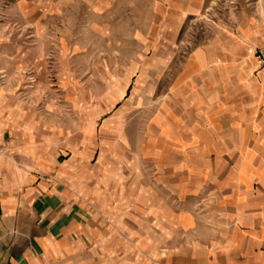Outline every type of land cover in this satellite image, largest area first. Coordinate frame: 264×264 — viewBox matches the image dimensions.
Masks as SVG:
<instances>
[{"label": "rangeland", "instance_id": "1", "mask_svg": "<svg viewBox=\"0 0 264 264\" xmlns=\"http://www.w3.org/2000/svg\"><path fill=\"white\" fill-rule=\"evenodd\" d=\"M260 2L0 0V140L52 156L92 213L100 264L150 260L188 236L172 214L198 211L208 188L187 192L178 77ZM70 253L53 264H80V247Z\"/></svg>", "mask_w": 264, "mask_h": 264}, {"label": "crops", "instance_id": "2", "mask_svg": "<svg viewBox=\"0 0 264 264\" xmlns=\"http://www.w3.org/2000/svg\"><path fill=\"white\" fill-rule=\"evenodd\" d=\"M260 1L194 51L178 77L184 109L175 145L194 162L187 192L205 186L207 196L198 211L172 214L173 230L188 236L134 264H264V69L253 56L264 45ZM43 149L0 140V264H53L75 247L80 264H100L89 245L92 213L54 178ZM183 182L173 177V194Z\"/></svg>", "mask_w": 264, "mask_h": 264}, {"label": "built area", "instance_id": "3", "mask_svg": "<svg viewBox=\"0 0 264 264\" xmlns=\"http://www.w3.org/2000/svg\"><path fill=\"white\" fill-rule=\"evenodd\" d=\"M253 56L260 68L264 69V45L260 48L255 49L253 52Z\"/></svg>", "mask_w": 264, "mask_h": 264}]
</instances>
